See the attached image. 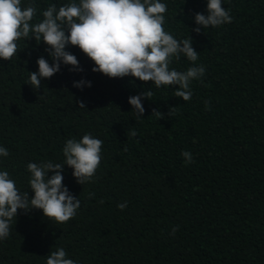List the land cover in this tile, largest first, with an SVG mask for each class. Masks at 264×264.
I'll return each instance as SVG.
<instances>
[{
	"label": "trees",
	"instance_id": "obj_1",
	"mask_svg": "<svg viewBox=\"0 0 264 264\" xmlns=\"http://www.w3.org/2000/svg\"><path fill=\"white\" fill-rule=\"evenodd\" d=\"M33 2L37 22L49 4L71 0L21 6ZM161 2L165 31L190 36L195 63L206 69L191 82L188 101L174 95L176 85L93 72L77 46L66 50L82 71L61 64L35 90L27 82L37 58L52 63L42 40L21 38L16 56L0 59V146L9 151L0 170L19 189L32 195L29 162H64L66 140L85 133L103 140L91 181L78 184L63 166L62 183L80 201L75 217L57 223L40 209L18 210L10 235L0 239V264H46L58 247L79 264H264V0H223L232 21L199 33L194 14H207V0ZM190 66L184 54L170 64ZM81 79L91 86L74 87ZM143 90L153 95L142 98L145 111L136 119L128 97Z\"/></svg>",
	"mask_w": 264,
	"mask_h": 264
},
{
	"label": "clouds",
	"instance_id": "obj_2",
	"mask_svg": "<svg viewBox=\"0 0 264 264\" xmlns=\"http://www.w3.org/2000/svg\"><path fill=\"white\" fill-rule=\"evenodd\" d=\"M223 0H207V14L197 12L194 22L199 27L192 30L199 33L201 28L218 27L232 21L229 10L222 7ZM167 5L161 0H71L58 7L55 4L42 11V19L33 22L37 16L35 3L21 6V0H0V59L10 60L21 50L17 41L21 38L41 40L48 46L45 51L51 58H37L38 71L29 72L28 84L41 87V79L51 78L60 71V65H71L70 70L82 71L77 57L67 51L68 45L77 46L94 62L93 72H100L110 78L131 76L141 81H151L157 88L176 85L174 95L188 101L192 98L190 84L205 74V67L195 62L198 52L192 47V38L177 39L165 31L164 13ZM184 54L192 62L186 71L170 68L175 58ZM91 86L90 81H73L80 88ZM151 90L128 97L136 119L145 111L142 98L149 99ZM78 106L85 108L81 101ZM206 108L208 103L206 102ZM157 119L164 118L158 109L152 113ZM170 110L168 115H170ZM135 130L129 135L136 136ZM103 140L85 133L79 140H66L62 152L63 163L42 161L29 162L31 174L28 191H22L6 170H0V239H6L13 226L18 210L32 208L42 210L43 216L57 223H65L75 217L80 207L77 196H73L62 183L64 165L73 169L72 175L78 184L92 180L101 163ZM125 151L127 148L125 147ZM6 147L0 146V156H8ZM186 162L192 154L183 151ZM51 172L49 176L48 173ZM90 195H92L90 193ZM103 201H101L102 203ZM121 210L127 202L117 205ZM176 228L172 229L174 233ZM46 264H79L68 257L64 248L50 251Z\"/></svg>",
	"mask_w": 264,
	"mask_h": 264
}]
</instances>
